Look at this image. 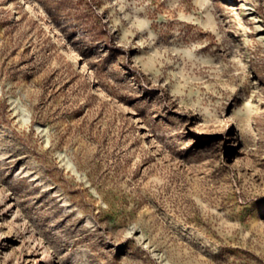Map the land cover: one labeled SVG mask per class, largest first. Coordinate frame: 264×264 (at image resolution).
I'll list each match as a JSON object with an SVG mask.
<instances>
[{"label": "rangeland", "instance_id": "rangeland-1", "mask_svg": "<svg viewBox=\"0 0 264 264\" xmlns=\"http://www.w3.org/2000/svg\"><path fill=\"white\" fill-rule=\"evenodd\" d=\"M88 2L0 0V264H264V0Z\"/></svg>", "mask_w": 264, "mask_h": 264}, {"label": "trees", "instance_id": "trees-1", "mask_svg": "<svg viewBox=\"0 0 264 264\" xmlns=\"http://www.w3.org/2000/svg\"><path fill=\"white\" fill-rule=\"evenodd\" d=\"M85 4L87 5V17H88V22H92V25L91 27H94L96 29H98L101 33L103 34H108V29L107 27L101 23L100 20H95V21H92V18L95 16L97 17V13L95 12V9L91 6L90 2H88V0H85ZM97 19H99V17H97ZM76 49V47H75Z\"/></svg>", "mask_w": 264, "mask_h": 264}, {"label": "bare ground", "instance_id": "bare-ground-1", "mask_svg": "<svg viewBox=\"0 0 264 264\" xmlns=\"http://www.w3.org/2000/svg\"><path fill=\"white\" fill-rule=\"evenodd\" d=\"M72 53H74L73 49H72V50H70L69 54H72ZM69 54H68V55H69ZM80 65H81V64H80ZM82 66H83V65H82ZM82 66H81V67H82ZM84 66H85V65H84ZM83 69H84V68L82 67V68H81V69H79V70L81 71V70H83Z\"/></svg>", "mask_w": 264, "mask_h": 264}]
</instances>
